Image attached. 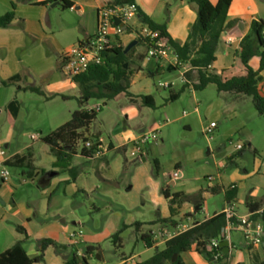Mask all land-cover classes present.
<instances>
[{
	"label": "crops",
	"instance_id": "1",
	"mask_svg": "<svg viewBox=\"0 0 264 264\" xmlns=\"http://www.w3.org/2000/svg\"><path fill=\"white\" fill-rule=\"evenodd\" d=\"M43 1L0 0V10H2L0 11L2 12L0 17L12 11V9L15 12L13 23L7 28H0V149H5L8 154L14 145L13 138L18 123L24 124V122L33 119L35 116H39L40 108L44 109L45 116L49 120V127L44 129L47 132L46 135L61 127V125L54 124L65 116L63 108L73 100L81 98L79 86L64 71L62 55L77 43L93 37L97 31L98 10L115 4L114 0H67L73 4V7L64 9L59 2L54 6L55 3L42 5ZM243 1L233 0L229 10L228 21L235 23L221 37V43L216 52L217 60L210 69V72L215 75H219L221 71L233 64L234 58L240 50L239 46L242 39L250 32L252 22L256 21L253 16L246 12ZM210 2L215 5L218 0H210ZM135 4L138 6V16L129 22L127 27L131 30L140 29L143 25L140 13H143L156 24L165 25L170 36L181 44L188 39L191 27L198 17L197 8L190 3V0H135ZM248 11H252L251 7H248ZM137 38L135 34L128 32L114 38L113 42H117L121 48H126ZM135 47L131 56V69L134 74L138 75V72L144 74L147 71L152 76L168 65L164 61H148L147 54H142ZM259 63L260 59L251 60L250 65L254 71L258 70ZM136 67L138 71H135ZM172 70L171 68L168 71ZM189 74L193 78L191 81L188 79V85L192 87L199 84L197 72L193 70ZM261 76L263 78L261 92L264 95V72ZM134 83L133 80L131 88ZM181 85L183 89L185 85ZM210 87H214L212 89L217 91V87L211 84L202 92L210 89ZM131 88L129 90L130 95L121 94L115 99L126 96L132 104H137L141 109L147 108L139 99V96L131 92ZM217 93L218 104L224 111L225 117H229V119L240 117L237 106L244 100L245 96L235 93H219L218 91ZM153 100L155 102L154 98ZM13 102L15 107L11 110L10 105ZM90 109L94 108L88 110ZM74 112L69 113L70 118ZM138 115L139 110L132 107L129 109L126 118H133L132 121H134ZM212 123L217 128L216 122L213 121ZM122 134L124 133H119V135L114 136L113 140H109L107 145L110 151L120 149L126 153L128 145L133 144L135 141L134 136H130L132 139L128 140ZM86 136L102 138L99 133L91 132V126ZM258 136L264 140V130ZM102 139L106 143V140ZM245 140L249 142V147H252L254 137L246 135ZM76 149L72 156H77ZM148 150H150V147ZM46 151L52 156H46ZM21 152L9 154V156L21 158V164L14 165V167L20 169L23 182L27 177L37 180L39 174L42 171L45 172L43 169L45 162L51 164L53 171L60 170L61 166H65L63 171L71 173L74 171L69 163L72 156L66 161L58 162L49 146L42 142L41 146H38L37 142H33V145L25 147ZM67 152L70 153L71 149H68ZM131 156L136 157L138 163L142 164L146 161L147 153L144 148L142 152L138 153L133 147ZM86 159L89 160V158ZM47 174L46 172L43 173L41 180ZM253 175H256V173ZM257 175L261 181L264 178V170L262 174L257 173ZM250 177L251 175H241L234 172L230 176L229 183H226L221 176L220 180H217L218 183L208 186L210 193L205 192L199 201L196 200L193 203L187 199L186 193L172 191L175 188L173 181L169 186L164 187L157 177H151L149 180L150 203L157 211L156 218L151 224L153 228L157 227V229L147 233L144 229L145 223H137L139 224L137 229L138 238L142 240V235L151 236L150 245L142 240L146 249L143 253L153 252L145 261L164 249L167 241L164 236L173 234L180 223L193 227L216 214L222 213L229 206H234L239 217H250L253 220L256 215L250 213L247 204L262 203L264 207V197H261V190L257 185L251 187L248 195L244 194L246 190L244 182ZM4 184L2 182V185ZM2 185H0V189ZM233 187L237 191V195L235 199L228 202L225 200V192L232 190ZM212 188L216 190V193L211 192ZM165 189L171 195L175 193L184 194L182 204L173 206L175 210V216L172 218L174 224L163 223L164 220L171 217L169 201L163 196ZM221 194L224 196L222 210L210 214L204 196L214 197ZM240 206H244L245 210L239 211ZM19 208L7 205L3 209L4 214L0 215V255L16 244L22 243L23 248L31 258L37 257L39 255V243L45 239L53 240L62 248L50 247L45 253L44 261L39 264H64L71 258L75 250H78L79 255L83 254L80 245L78 247L73 245L70 238L72 233L69 228L64 226L65 221L58 214L59 211L56 205H50V202L47 204L41 202L39 205L29 204L27 209L22 204ZM1 210L0 208V213ZM73 210L75 211L76 207ZM18 228H23L25 233L18 231ZM228 242L230 248L228 257L223 259L221 263L215 261L211 264H259L264 261V243L259 246H246L242 230H232ZM83 244L82 241L81 245ZM119 246L122 247V240L119 241ZM96 254L100 256V260H97L98 264H106L104 253L98 251ZM96 254L90 258H94ZM140 256V254L130 257L122 255L121 261L134 258L135 263L145 262L140 259ZM180 257L184 264H210L203 255L196 251L195 246L191 251L181 254Z\"/></svg>",
	"mask_w": 264,
	"mask_h": 264
},
{
	"label": "rangeland",
	"instance_id": "2",
	"mask_svg": "<svg viewBox=\"0 0 264 264\" xmlns=\"http://www.w3.org/2000/svg\"><path fill=\"white\" fill-rule=\"evenodd\" d=\"M243 4L246 12L256 22H264V0H244ZM248 7H251V12ZM138 31L139 29H130L126 33L136 35ZM135 48L142 54L148 53V47L143 43ZM254 59L258 60L259 57ZM168 68L169 65H166L152 76L147 71L133 75L135 83L131 92L139 96V99L152 96L156 102L153 109H141L126 96L111 101L93 99L84 106L86 109L101 107L91 125V132L99 133L106 144L119 133H124L122 136L128 140L132 139L130 136H134L135 141L156 133L154 142L144 147L147 153L145 163L140 164L136 157L131 156L133 144L128 145L126 153L116 149L102 158L88 160L81 155L84 142L80 141L76 149L77 156H72L69 160L73 173L63 171L65 166L53 171L51 164L45 162L43 169L48 174L43 180L45 172L42 171L37 180L27 177L23 182L20 169L10 167L9 182L2 185L0 177V215L4 214L3 209L7 205L20 209L24 204L27 209L29 204L50 202V205H56L58 214L65 221L64 226L71 233L80 236L84 243L80 245L81 249L86 245L95 246L104 253L106 264H120L122 255L130 257L140 254V259L145 261L153 254L152 251L143 253L146 249L137 234V223H145L147 233L157 229L151 224L157 213L149 197V180L153 176L164 187L173 181L175 188L172 191L186 193L187 199L193 203L199 201L205 192L210 193L208 186L218 183L221 176L229 183L231 174L238 172L241 175H251L244 182V194L248 195L251 187L257 185L263 198L264 178L260 181L257 173L262 174L264 170V166H261L264 165V140L258 136L264 130V116L257 113L251 98L245 97L238 104L240 117L232 119L225 117L218 104V93L212 89L214 87L204 92L189 87L176 101H169L170 95L179 93L182 85L178 81L179 71H168ZM135 71H138L137 67ZM192 78L188 74L190 81ZM166 82H174V86L171 89L159 88V83ZM79 100L77 98L66 105L63 108L65 116L56 122L59 124L54 125L66 124L70 120L69 113L80 109ZM132 107L139 110L134 121L133 118H126ZM43 110L40 108L39 116L32 117L24 124L18 123L13 138L14 145L9 154L22 153L33 142L41 146V139L47 133L44 129L49 127V120ZM213 121L217 128L214 129L213 141L210 142L204 131L214 126ZM31 135L39 136V140L32 141ZM246 135L254 137L252 147L245 140ZM238 145L243 146L241 151L236 150ZM222 154L224 156L221 157ZM45 155L52 156L48 151ZM155 160L158 170L155 168ZM176 172L180 177L174 180ZM209 178H213L214 182H209ZM204 197L210 214L222 210V194ZM244 210V206L239 207V211ZM119 231H122V247L114 239ZM89 262L98 264L96 257L90 258Z\"/></svg>",
	"mask_w": 264,
	"mask_h": 264
},
{
	"label": "trees",
	"instance_id": "3",
	"mask_svg": "<svg viewBox=\"0 0 264 264\" xmlns=\"http://www.w3.org/2000/svg\"><path fill=\"white\" fill-rule=\"evenodd\" d=\"M59 2L64 9H70L73 4L67 0H44L42 5L54 4ZM115 4H132L135 0H114ZM190 3L197 8V20L190 30V34L185 43L181 44L174 40L167 31L165 25L156 24L147 15L140 13L143 25L148 26L153 32H158L163 40L164 47L170 48L175 52L179 59L186 65L192 67L198 74L199 84L193 85L195 91H203L208 85H215L219 93H235L251 98L254 108L260 116H264V95L261 92L262 76L264 72V22L253 21L250 32L242 39L240 50L237 52L233 64L219 75L210 72V67L216 62V52L221 43L222 35L233 26V22L228 21V14L233 0H218L217 4H212L210 0H190ZM15 19L14 9L4 16L0 17V28L9 27ZM127 30H130L128 27ZM138 44L148 45V41L138 37ZM148 47V46H147ZM126 48H116L111 51L105 58L102 65L89 68L84 74L73 78L74 82L79 86L81 92L80 109L75 111L70 120L57 128L55 131L44 136L42 143L49 146L51 152L56 156L58 162L66 161L73 154L80 141L85 142L86 133L97 118V112L93 109H86L84 106L90 100H114L121 94L130 95L134 72L131 69V54H125ZM255 57H259L260 63L257 71H254L250 62ZM173 69V68H172ZM189 85L177 94H171L169 101H176L181 93H183ZM143 104L149 108H155V102L151 96H143L141 98ZM15 103H11L10 109L13 110ZM97 137V136H94ZM68 149L71 152L68 153ZM110 151V148H109ZM90 151L81 149V155L89 158ZM18 156L14 157V162H10L9 167L20 165ZM155 168L158 170V163L155 160ZM211 192L216 193L214 188ZM237 191L235 189L225 192V200L230 202L235 199ZM163 196L169 201L171 217L164 220L163 223L174 224L173 217L175 210L173 206L182 204L184 194H170L167 189L163 191ZM248 210L252 214H256L263 208L262 203L247 204ZM264 222V210L262 213ZM258 216H254L253 220H257ZM227 226V220L223 213H219L194 225L190 230L174 236L165 243L162 251L157 252L151 259L136 264H184L180 255L191 251L195 246L196 251L203 255L211 264L215 262L214 257L217 252L222 249L214 250L209 247L211 240L219 238L221 231ZM139 224H137V229ZM18 231L25 233L23 228ZM119 231L114 239L120 241ZM26 235V234H25ZM142 240L150 245V235H142ZM61 249L53 240L45 239L39 243V255L31 258L22 243L16 244L11 249L0 255V264H39L44 261L45 253L50 248ZM99 249L95 246H86L83 248V254L79 255L75 250L71 258L64 264H90V257L94 256ZM177 255L175 262L173 257ZM228 256L217 263L223 262ZM264 264V261L259 263Z\"/></svg>",
	"mask_w": 264,
	"mask_h": 264
},
{
	"label": "built area",
	"instance_id": "4",
	"mask_svg": "<svg viewBox=\"0 0 264 264\" xmlns=\"http://www.w3.org/2000/svg\"><path fill=\"white\" fill-rule=\"evenodd\" d=\"M138 16V6L135 3L132 4H114L112 6H105L98 10L97 31L95 35L88 40L77 43L62 55V63L65 73L75 78L87 72L89 68L102 65L106 56L116 48H119L117 42H113V39L120 37L127 31V24ZM136 34L137 37L143 38L148 41V53L147 60H157L167 62L169 67L173 70H178L180 77L178 81L183 85H188V74L194 69L189 65L184 64L170 48L164 47L163 40L160 38L158 32H153L148 26L142 25V27ZM264 40V32H263ZM211 69V67L209 68ZM159 88L171 89L174 86V82L159 83ZM96 112L101 110L100 106L93 109ZM198 112V109H196ZM215 126L205 129L204 134L211 142L213 141V132ZM32 141L39 140V136L31 135ZM156 139V133H151L140 140L133 142V147L136 152H142L143 148L151 144ZM82 149L89 150L91 153L89 159L102 158L109 152V146L100 137H87ZM243 146L238 145L237 151H241ZM14 157L9 156L5 149H0V177L3 183H8L10 180L9 163L12 162ZM179 173H174L173 179H178ZM209 182L213 183L214 179L209 178ZM212 185V184H211ZM234 189V187L232 188ZM264 207L259 210L255 215L258 216L257 220H252L250 217H239L236 214L234 206H229L222 212L227 220V226L221 231L219 238L213 239L209 243V247L214 250L221 249L220 243L222 241H229L230 233L234 229H240L243 232V238L246 246H259L264 242V222L262 220V213ZM188 224H178L176 231L173 234H167L164 239H171L174 236L182 234L190 230ZM166 237V238H165ZM71 241L75 247L82 244L80 236L72 233L70 235ZM81 255V254H80ZM223 253L217 252L214 260L219 261L223 258ZM120 264H136L134 258H128L121 261Z\"/></svg>",
	"mask_w": 264,
	"mask_h": 264
},
{
	"label": "water",
	"instance_id": "5",
	"mask_svg": "<svg viewBox=\"0 0 264 264\" xmlns=\"http://www.w3.org/2000/svg\"><path fill=\"white\" fill-rule=\"evenodd\" d=\"M57 4H58V2H55L54 6H56ZM137 44H138L137 41L132 42V43L126 48V50H125V54L129 53L130 50H131L132 48H134ZM170 69H171V67L168 68V70H170ZM220 248L222 249V253H223L224 255H228V254H229L230 248H229V242H228V241H222V242L220 243ZM95 257H96L97 260H100V256H99V254H96ZM176 259H177V255H175V256L173 257L172 262H175Z\"/></svg>",
	"mask_w": 264,
	"mask_h": 264
}]
</instances>
